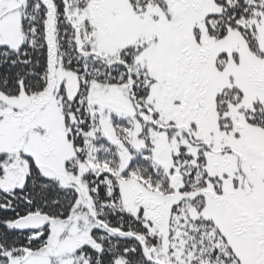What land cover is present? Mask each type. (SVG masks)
Listing matches in <instances>:
<instances>
[{"label": "snow or ice", "instance_id": "6c2138e0", "mask_svg": "<svg viewBox=\"0 0 264 264\" xmlns=\"http://www.w3.org/2000/svg\"><path fill=\"white\" fill-rule=\"evenodd\" d=\"M0 264H264V0H0Z\"/></svg>", "mask_w": 264, "mask_h": 264}]
</instances>
